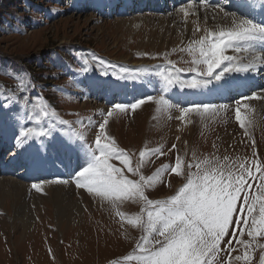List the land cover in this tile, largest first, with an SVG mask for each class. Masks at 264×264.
Segmentation results:
<instances>
[{
    "label": "rangeland",
    "instance_id": "1",
    "mask_svg": "<svg viewBox=\"0 0 264 264\" xmlns=\"http://www.w3.org/2000/svg\"><path fill=\"white\" fill-rule=\"evenodd\" d=\"M174 1L165 0L160 10L149 5L137 14L135 0L136 8L123 15L122 6L119 13L110 11L115 0H108L104 14L98 9L102 14L99 15L98 0H17L16 7L0 25V104L9 106L0 109L3 113L0 115V182L4 179L6 184L15 181L31 187L25 205L32 216L26 231L22 221L14 219L20 189L12 190L7 185L8 194L0 189V264H143L138 258L148 253L142 247H158L155 240L162 238L150 233L147 223V213L154 207L139 193L102 196L95 189L81 190L72 184V198L83 209L75 219H69L58 214L53 199L42 188L32 187L40 184L36 181L57 186L54 179L20 176L26 170L22 168H28L33 152L28 148L14 156V131L18 133L21 127L31 124L37 131L43 129L46 135L38 137L41 138L38 159L49 157L57 163V158L50 154L55 139H59L56 131L64 129L72 143L77 137V150L81 151L78 158L84 164L92 159L93 153L99 155L95 138L100 134L99 123L105 120L101 144L124 151L136 171L130 172L116 158L109 163L121 169L124 177L140 184L143 195L150 200L169 199L187 182L189 171L196 172L195 165L203 166L206 160L213 161L225 175L228 169L234 175L243 171L245 192L237 201L233 221L239 216L247 219L248 224L230 225L220 250L206 259L208 264H264L261 260L264 233L255 234V238L248 234L252 218L259 219L260 205L264 203V87L238 99L233 98L234 94L232 100L214 104L207 112L197 110L199 104L194 105L191 122L179 133L174 116L181 107L179 102L160 103L161 96L169 95L165 92L154 91L150 93L151 99L139 95L151 81L156 85L165 77L175 86L182 85L180 81L188 85V81L195 79L197 83L218 82L205 74L206 65L193 64L189 39L185 45L181 43L188 36L185 22L179 19V6L172 9ZM230 11L239 13L236 7ZM205 12L209 11H198L199 22L203 21ZM209 19L214 22L213 18ZM178 32L183 34L177 44ZM230 49L225 55L230 56ZM195 58H199L198 47ZM223 67L232 68V61H225L214 75ZM91 70L106 72L108 75L102 76L114 80L122 77L128 80L122 82L124 88L116 83L119 96L115 100L113 97L114 102L106 105L107 111L102 113V87H97L98 95L91 96V90H95L89 87ZM132 77L142 79L132 83ZM120 94H126L129 100L133 96L132 100L136 99L130 103L123 97L120 99ZM139 100L145 102L137 109L115 108L116 104L131 105ZM237 108L245 117L243 127L235 119ZM67 125L75 136L68 132ZM7 138L11 140L9 143ZM20 139L25 143L24 138ZM141 151L145 152L143 158L139 155ZM16 157L18 166L14 168L11 162ZM178 158L180 170L172 173L170 169ZM150 177L154 178L152 182L145 183ZM245 194L249 197L246 205ZM92 195H96V201ZM253 201L252 216H248L247 208ZM241 205L243 212L239 211ZM69 208L63 204L60 210L70 211ZM145 239L148 244H144ZM229 239L233 242L231 252L226 250L225 241ZM241 240L249 246L239 243Z\"/></svg>",
    "mask_w": 264,
    "mask_h": 264
},
{
    "label": "snow or ice",
    "instance_id": "2",
    "mask_svg": "<svg viewBox=\"0 0 264 264\" xmlns=\"http://www.w3.org/2000/svg\"><path fill=\"white\" fill-rule=\"evenodd\" d=\"M107 3L108 0H98V5L103 4L106 6ZM180 11L183 12L184 9L181 8ZM224 15L227 17L229 14L225 12ZM231 22L233 26L230 30L220 31L218 34H210V37L193 41L188 48L189 53L194 55L193 64L206 65L205 74L216 81L221 80L225 73L231 71L245 72L248 70L247 66L243 68L223 67L219 74L214 75L215 70L220 69L225 61L231 63L232 57L225 55L229 47L239 51V48L236 47L239 42L264 41V24H258L250 19L240 18L235 15L232 16ZM197 47L199 58H195ZM103 75H108V73L105 72ZM165 79L169 84L173 82L168 77H165ZM180 83L183 85L184 81H180ZM187 86L189 88H197L198 83L196 80H192ZM148 99H151V97ZM144 102V100H139L131 105L116 104L115 108L121 111L128 107L137 109ZM159 102L164 105L169 103L163 96L160 97ZM8 107V105L0 104V109H7ZM213 107L211 104H200L196 106V109H202L207 112ZM191 110V108L184 109V111ZM2 114L0 113V115ZM108 114L111 115V112ZM44 115H48V113L45 112ZM235 119L241 127L244 126L245 117L241 115L239 108L236 109ZM60 123L66 122L60 121ZM106 123L107 120L99 123L100 134L95 138L99 155L92 154L91 163L83 167L82 171H79L77 183H83L89 189H95L102 196L115 195L119 197L139 193L143 199L147 200L149 206L154 207V210H150L147 213L148 229L150 233L154 232L162 239L155 240V245H158V247H153L152 249L142 247L141 250L148 253L138 258L143 264H208L206 257L209 254L215 256L220 250L221 242L228 235L230 225L233 223L236 225L248 224L247 219H241L239 216L233 221L234 213H237V201L241 193L245 192L243 171L240 175H234L228 169L227 175H225L224 171L217 167L213 161L206 160L203 162V166L201 164L195 165L196 172L189 171L187 182L179 188L176 194L167 200H150L143 195L140 184L124 177L121 169L109 163L111 159L116 158L130 172L136 171L124 151H117L108 144H101ZM45 135L46 133L43 129L37 131L31 127H21L18 133L14 131L12 138L14 156L34 146L32 144L26 145L20 138L27 139ZM71 145L67 143L68 147ZM139 155L143 158L145 152L141 151ZM28 163L36 168L39 167L41 161L37 157H30ZM180 165L181 161L178 158L175 167H172L170 171L178 173ZM241 169H244V165H241ZM153 179L150 177L145 183H151ZM32 187L38 189L39 185L33 184ZM248 201L249 197L245 194L243 204H248ZM254 206L255 201L247 208L248 216H252ZM244 210L243 205H241L239 211L243 212ZM261 233H264V203L260 205L259 219L252 218L248 234L255 238V234ZM232 235L235 236L236 232L233 231ZM148 243L149 241L145 239L144 244ZM225 243L227 245L226 250L231 252L232 240L229 239ZM239 243L244 244L245 247L249 246L247 242L242 240ZM261 260L264 261V257H261Z\"/></svg>",
    "mask_w": 264,
    "mask_h": 264
},
{
    "label": "bare ground",
    "instance_id": "3",
    "mask_svg": "<svg viewBox=\"0 0 264 264\" xmlns=\"http://www.w3.org/2000/svg\"><path fill=\"white\" fill-rule=\"evenodd\" d=\"M121 1L122 10L121 12L123 15L129 11L134 10L136 5L134 3L135 0H115L113 6H111L110 11L115 8L116 3ZM230 1V3H229ZM165 0H137V14L139 11H144L148 5H152V7L157 8L160 10V7L163 6ZM174 9L175 7L179 6V10L181 8L184 9L183 12L179 11V19L183 20L186 24L185 33L188 38H185L182 41V34L178 32L177 36V44L181 43L185 45L186 40L189 39V44H192L193 41H199L205 36H210V34L216 33L217 31H223L228 29L230 26L232 27V16L235 15L230 11L232 8H237L239 13H236L235 16L240 18H247L252 20L258 24H264V2L262 0H175L174 4L172 5ZM95 8V7H94ZM107 8V7H106ZM102 12L104 14V5L100 4L97 7V11ZM171 8L169 10H172ZM209 11L205 12V16H203V21L199 22L198 18L199 10ZM223 9V11H221ZM99 12V15H102ZM225 12H228V16L224 15ZM232 13V14H231ZM129 14V13H128ZM213 18L214 22H209ZM209 19V20H208ZM201 20V18H200ZM143 21V20H142ZM177 22V21H175ZM215 23V24H213ZM178 29V28H177ZM185 35V36H186ZM182 46V45H181ZM242 51H236L232 47L230 57H232V68H243L247 66L248 70L245 72H236L231 71L226 76V79H221L218 82L214 81H204L203 83H198L197 88H189L187 84L185 85H173L172 83H167L165 78L163 80H159L157 82L158 85L154 84L153 81L150 82L149 86H145L144 89L140 91V96H150V93L157 91L163 93H167L169 95L168 99L179 102L180 109L175 113V120L178 122L176 123V132L179 133L183 130L184 126H188L191 122V114L194 110V105L196 104H219L220 102H228L229 99L232 100L234 94L236 97L233 98H241L242 95H247L249 91H253L254 89L260 90L264 87V75L262 72L264 71V41H248V42H239L237 45ZM236 46V47H237ZM245 60H248L245 62ZM245 62V63H244ZM103 74L98 73L97 71L91 70L90 72V79L91 85L90 88H94L95 90H91V96L98 95L99 90L96 91L98 86L102 87V95L101 98L104 101V106L101 108V113L106 110V105H109L114 102L119 93H117L118 85L116 83H121V87L124 88L122 82L126 79L119 78L117 80L112 79L113 77H104ZM89 79V80H90ZM140 78L132 77L130 81L132 83H137L141 81ZM196 80V79H195ZM128 81V80H126ZM192 81V80H191ZM191 81H188L190 83ZM197 81V80H196ZM144 82V81H143ZM110 86V87H109ZM179 86V87H178ZM129 87V86H128ZM104 88V89H103ZM235 88V93L233 91ZM89 91V90H88ZM105 91V92H103ZM82 93V92H81ZM154 93V94H156ZM164 93V94H165ZM80 94V93H79ZM84 94V93H83ZM240 94V96H239ZM34 95V94H33ZM123 94L120 99L123 97L126 100H129L128 96ZM138 95V97H140ZM83 96V95H82ZM87 96V95H86ZM130 96V95H129ZM114 97V100H113ZM258 96H255L257 98ZM128 102H134L135 99L132 100L133 97ZM132 100V101H131ZM124 101V100H123ZM259 101V100H258ZM261 101V100H260ZM127 102V101H126ZM129 103V104H130ZM255 103V102H254ZM261 105L260 103H255ZM191 108V111H184V109ZM31 128L37 130V128L31 124ZM68 132L72 135H76L73 133L74 130L72 127H66ZM64 129L57 130V134L59 135V139H55L56 145L52 149L50 155L56 157L55 161L57 163H53L49 157H45L44 160H40L41 163L39 167H32L30 164L27 167H23L22 169H26L22 172V175L26 174L28 177L27 179H54V183H57V186L49 185L47 181H36L39 182V187L42 188L48 195L51 196L53 202L55 204V209L60 213L62 218H66L68 216L69 219H75V217L79 216L82 213V207L79 201H75L72 198V184H77L80 189L89 188L87 185L80 183L78 184L77 181L79 179L78 173L82 171L83 167H86L89 163H91L92 159H87V161L83 164L78 158L77 150V137L75 136V143H73L70 147L67 146L66 143V135L63 132ZM89 135V134H88ZM179 135V134H178ZM38 137H30L25 139V144H32L34 146L29 147L30 150L33 152V155L30 157H37L39 156V152L37 150L38 144L41 138ZM54 138V137H53ZM11 140L7 138L6 143H9ZM54 145V144H53ZM53 147V146H52ZM50 149V148H49ZM81 154V153H80ZM84 159V158H83ZM85 160V159H84ZM12 167L18 166L17 157L11 162ZM4 179L0 182V189L1 191L5 192L4 194H8L7 185H10L12 190H19V200L18 203L14 206L15 215L14 219H20L23 223V227L28 230V225L32 222V216L28 213V209H26L25 202L28 200V196L30 197L29 190L31 187H26L24 183L19 182H11L10 184H6ZM9 182V181H8ZM53 183V184H54ZM38 184V183H37ZM77 186V187H78ZM18 188V189H17ZM11 193V192H10ZM89 194V193H88ZM93 196V195H92ZM96 196V195H95ZM95 196H93V201L95 200ZM66 204L68 207L71 208L70 211H66L65 209L61 211V206ZM69 208V209H70ZM61 209V210H60ZM67 209V208H66ZM68 209V210H69ZM68 219V220H69ZM67 220V221H68ZM27 233V232H25Z\"/></svg>",
    "mask_w": 264,
    "mask_h": 264
},
{
    "label": "trees",
    "instance_id": "4",
    "mask_svg": "<svg viewBox=\"0 0 264 264\" xmlns=\"http://www.w3.org/2000/svg\"><path fill=\"white\" fill-rule=\"evenodd\" d=\"M16 1L17 0H0V25H2L3 21L6 19V16L9 15L16 7Z\"/></svg>",
    "mask_w": 264,
    "mask_h": 264
}]
</instances>
